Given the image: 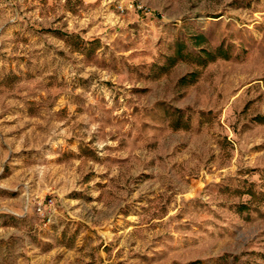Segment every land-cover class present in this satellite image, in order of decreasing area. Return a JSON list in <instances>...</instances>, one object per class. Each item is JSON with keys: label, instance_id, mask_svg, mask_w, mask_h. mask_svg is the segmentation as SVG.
Segmentation results:
<instances>
[{"label": "rangeland", "instance_id": "rangeland-1", "mask_svg": "<svg viewBox=\"0 0 264 264\" xmlns=\"http://www.w3.org/2000/svg\"><path fill=\"white\" fill-rule=\"evenodd\" d=\"M0 264H264V0H0Z\"/></svg>", "mask_w": 264, "mask_h": 264}, {"label": "built area", "instance_id": "built-area-1", "mask_svg": "<svg viewBox=\"0 0 264 264\" xmlns=\"http://www.w3.org/2000/svg\"><path fill=\"white\" fill-rule=\"evenodd\" d=\"M51 202H52V201H51ZM38 211H39V212H42V206H41V205L38 207Z\"/></svg>", "mask_w": 264, "mask_h": 264}]
</instances>
